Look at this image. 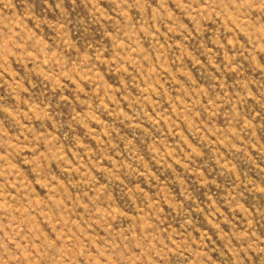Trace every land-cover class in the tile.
<instances>
[{
  "label": "rangeland",
  "instance_id": "obj_1",
  "mask_svg": "<svg viewBox=\"0 0 264 264\" xmlns=\"http://www.w3.org/2000/svg\"><path fill=\"white\" fill-rule=\"evenodd\" d=\"M0 264H264V0H0Z\"/></svg>",
  "mask_w": 264,
  "mask_h": 264
}]
</instances>
